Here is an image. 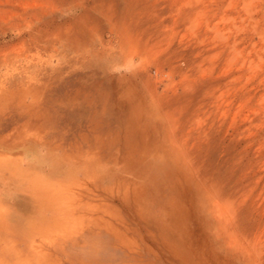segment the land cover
<instances>
[{"label": "rangeland", "instance_id": "374dc122", "mask_svg": "<svg viewBox=\"0 0 264 264\" xmlns=\"http://www.w3.org/2000/svg\"><path fill=\"white\" fill-rule=\"evenodd\" d=\"M0 264H264V0H0Z\"/></svg>", "mask_w": 264, "mask_h": 264}]
</instances>
